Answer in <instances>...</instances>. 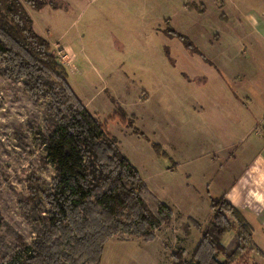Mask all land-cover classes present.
Instances as JSON below:
<instances>
[{"label":"rangeland","instance_id":"1","mask_svg":"<svg viewBox=\"0 0 264 264\" xmlns=\"http://www.w3.org/2000/svg\"><path fill=\"white\" fill-rule=\"evenodd\" d=\"M57 2L62 7L26 6L34 31L49 41L75 94L172 213L150 242L107 240L99 264H175L177 249L190 260L213 217L207 200L238 170L223 159L240 149L248 121L229 94L264 89V49L239 25L264 0ZM43 119L44 100L33 101L21 81L0 74V251L16 236L27 243L34 237L18 202L29 186L49 187L54 174L35 133ZM259 260L264 264L253 249L245 263Z\"/></svg>","mask_w":264,"mask_h":264},{"label":"trees","instance_id":"2","mask_svg":"<svg viewBox=\"0 0 264 264\" xmlns=\"http://www.w3.org/2000/svg\"><path fill=\"white\" fill-rule=\"evenodd\" d=\"M26 6L56 9L62 3L0 0V74L21 81L33 101L44 100L43 128L35 133L54 174L49 187L29 186L18 202L34 237L27 243L16 236L15 243L0 251V264H99L107 240L132 237L150 242L172 213L150 193L105 122L75 94L49 41L34 31ZM210 208L212 220L201 229L191 259L182 260L184 250L177 249L175 264H244L253 249L264 259L252 245L251 229L242 213L224 195L211 200ZM189 221L200 229L195 220ZM229 232L233 236L224 244Z\"/></svg>","mask_w":264,"mask_h":264},{"label":"crops","instance_id":"3","mask_svg":"<svg viewBox=\"0 0 264 264\" xmlns=\"http://www.w3.org/2000/svg\"><path fill=\"white\" fill-rule=\"evenodd\" d=\"M252 10L243 15V22L239 20V25L245 31L243 33L256 35L264 49V6L260 11ZM253 63L256 65L251 61L250 66ZM232 77H234L233 74ZM229 96L233 98L237 106L246 110L248 127L243 137L240 138L241 140L237 139L240 149L232 156L228 155L226 159H223L227 164L235 163L238 168L235 176L226 186H220L217 197L211 196L207 204L210 207L212 199L215 200L224 195L226 201L242 213L251 229L252 245L264 255V89L257 88L252 92H233ZM217 161H220L219 158L216 159ZM240 163L242 164L239 165ZM230 239L224 244H227ZM261 262L257 261L258 264Z\"/></svg>","mask_w":264,"mask_h":264}]
</instances>
